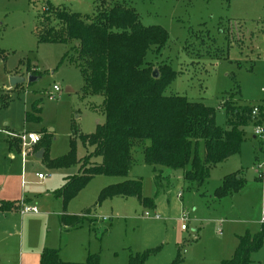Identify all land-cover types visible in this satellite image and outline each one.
I'll use <instances>...</instances> for the list:
<instances>
[{"label": "rangeland", "instance_id": "1", "mask_svg": "<svg viewBox=\"0 0 264 264\" xmlns=\"http://www.w3.org/2000/svg\"><path fill=\"white\" fill-rule=\"evenodd\" d=\"M97 2L0 0V128L7 131L0 134V152H5L0 166L9 167L14 177L12 201L39 210L34 216L13 211L22 231L8 239L0 264H41L45 247L57 249L63 261L74 263L98 254L100 264H129L131 254L159 248L144 264H170L178 256L180 264H221L233 256L239 235L261 229V225L255 229V221L264 204V149L253 137L254 123L245 128L240 153L213 167L200 187L186 181L182 169L171 168L163 169L165 178L157 185L137 144L129 177L141 179L142 194L152 201L149 205L120 195L100 199L105 188L125 180L104 174L93 177L67 204L54 194L65 175L77 173L78 165L60 167L53 160L69 153L72 138L77 156L87 154L90 148L79 134L94 133L105 123L104 96L86 88L74 42H39L37 27L46 7L89 19ZM125 2L143 25L161 26L169 35L159 54L152 49L145 58L153 72L166 63L177 72L166 94L214 108L221 127L226 123V101L264 107V0ZM15 75L24 76L25 82L12 87L10 78ZM30 75L38 79L30 82ZM28 131L39 133L41 142L26 147L23 155L24 146L13 137L10 148L8 135ZM36 148L44 150L42 158L35 156ZM234 172L245 178V186L217 199L215 190ZM93 206L78 227L67 230L61 225V213L80 215ZM258 251L249 264H258Z\"/></svg>", "mask_w": 264, "mask_h": 264}, {"label": "trees", "instance_id": "2", "mask_svg": "<svg viewBox=\"0 0 264 264\" xmlns=\"http://www.w3.org/2000/svg\"><path fill=\"white\" fill-rule=\"evenodd\" d=\"M37 36L39 42L73 41L72 49L86 88L92 94L104 96L105 123L94 133L79 134L83 144L90 148L87 154L77 156L76 140L72 138L69 153L53 160L60 167L78 165V172L67 176L54 193L65 204L98 174L125 178L105 188L100 199L120 195L135 197L145 205L152 203L142 194L141 179L129 177L132 150L137 144L143 149L145 163L155 172L157 185L165 178L163 169L171 168L182 169L186 181L200 187L213 167L240 153L245 128L254 123L255 104L224 102L226 123L221 127L215 122L214 108L181 95L166 94L165 89L177 72L168 63L158 64V77H154L153 64H146L145 58L152 49L159 54L169 35L161 26L143 25L137 11L125 0H98L89 19L65 9L46 7ZM245 182L237 172L228 174L215 190V197L222 199L239 192ZM20 206L19 201L0 198L2 212ZM94 208L80 215L62 214L61 225L67 230L78 227ZM238 238L233 256L221 264H249L252 253L263 246L264 223L260 231H247ZM158 250L131 254L129 264H144ZM180 263L178 256L170 264ZM41 264L100 261L98 254H89L83 263L67 262L60 258L57 249L45 248Z\"/></svg>", "mask_w": 264, "mask_h": 264}, {"label": "crops", "instance_id": "3", "mask_svg": "<svg viewBox=\"0 0 264 264\" xmlns=\"http://www.w3.org/2000/svg\"><path fill=\"white\" fill-rule=\"evenodd\" d=\"M6 132H7L6 130L0 128V134H6ZM252 134H253V137L255 139H257L256 136H255V134H254V125H253ZM8 137H9L8 138L9 146H10V148H12V146H14V145H12V139H13V137H15V135H12V136L8 135ZM39 150L40 149L35 150L34 153L36 154V152H38ZM9 155H10V158L12 159L13 158V154L10 153ZM2 156H5V152H2V153L0 152V158ZM227 160H225V161H227ZM222 163H224V161ZM8 168L9 167H6L5 164H3L2 166H0V198L5 199V200H12L13 197H11L12 195H10V194L13 192L12 184H13V178L14 177L11 175V173L9 171H7ZM77 172H78V170H77ZM69 175L70 174L65 175V178L67 176H69ZM65 178H64V181H65ZM263 180H264V174H263ZM22 184H23V180L21 181L20 185H22ZM262 190L264 192V183H263ZM19 203L22 206H20L18 209H15L16 212L18 210H20V209L22 211V207L24 206V203L21 200L19 201ZM33 206L36 207V205H33ZM13 211L14 210L8 211V212H2V211H0V255L6 253L7 248H8V245H7L8 239L12 238L13 236L19 235V233L22 231V229L20 230V228H19V226L17 224V221H15V219H14V217H15L14 215H16V214H14ZM38 212H39V210L37 212H26V213H23L22 212V213L24 215L30 214V215H33L34 216ZM61 214L59 216H61ZM24 217H23V219H24ZM19 218H20V216H19ZM263 218H264V204H263L262 210L260 211V218L257 221H255V229L257 228V225H261V227H262V225L264 223ZM247 231H249V230H246V232ZM254 233H256V232H254ZM237 245H238V242H237L236 246ZM41 253H40V256H41ZM257 256H259L258 257V259H259L258 260V264H264V243H263V246L260 249V251L257 252Z\"/></svg>", "mask_w": 264, "mask_h": 264}, {"label": "built area", "instance_id": "4", "mask_svg": "<svg viewBox=\"0 0 264 264\" xmlns=\"http://www.w3.org/2000/svg\"><path fill=\"white\" fill-rule=\"evenodd\" d=\"M54 90H59L58 86H54ZM254 118V134L257 139H259L262 149H264V107L255 105L252 110ZM22 145L24 146L23 155L26 154V147L36 145L41 140V135L36 132L28 131L21 134L15 135ZM261 167V166H260ZM39 178H44L43 174H38ZM38 209L35 206H23L22 212H37ZM264 221V218H263ZM182 228H185L183 225Z\"/></svg>", "mask_w": 264, "mask_h": 264}, {"label": "water", "instance_id": "5", "mask_svg": "<svg viewBox=\"0 0 264 264\" xmlns=\"http://www.w3.org/2000/svg\"><path fill=\"white\" fill-rule=\"evenodd\" d=\"M153 76H154V77H158V71H157V70H155V71L153 72ZM37 79H38V77H36V76H34V75H30V76L28 77V80H29L30 82L35 81V80H37ZM24 82H25V77H24V76L15 75V76H12V77L10 78V85H11L12 87H14V86H16V85H19V84H21V83H24ZM69 89H70V88L67 87V90H69ZM43 154H44V150L41 149V150H39L38 152H36L35 156H36L37 158H42V157H43Z\"/></svg>", "mask_w": 264, "mask_h": 264}]
</instances>
